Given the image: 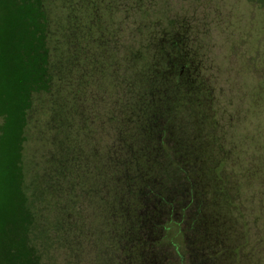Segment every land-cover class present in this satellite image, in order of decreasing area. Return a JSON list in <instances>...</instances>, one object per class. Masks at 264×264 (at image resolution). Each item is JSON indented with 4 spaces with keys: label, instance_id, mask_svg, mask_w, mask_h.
Listing matches in <instances>:
<instances>
[{
    "label": "rangeland",
    "instance_id": "1",
    "mask_svg": "<svg viewBox=\"0 0 264 264\" xmlns=\"http://www.w3.org/2000/svg\"><path fill=\"white\" fill-rule=\"evenodd\" d=\"M1 1L0 139L4 144V165L0 186V256L6 249L10 251L0 258V264H30L25 252L33 244L29 236L34 231L42 239L32 245V252L36 257L41 255L42 260L45 258L44 264H102L98 248L74 243L78 250L73 244L69 246L61 234L52 235L51 244L43 248L45 251L39 247L45 244V227L34 225L35 215L45 211L51 197L40 190L34 197L30 187L37 185L31 183L43 175L51 183L53 158L58 154L55 145L65 143L64 125L72 127L75 120L76 126L79 112L88 114L91 144L115 143L120 122L115 120H124L126 98L135 99L139 94L137 87L153 79L151 75L163 59L159 41L168 31L184 37L187 63L204 75L209 86L204 100L187 102L188 99L178 98L180 103L175 108L184 113L174 115L172 132L179 138L182 152L188 153L190 149L197 156L201 151L215 162L225 158L220 173L228 186L222 197L228 194L235 205L222 200L221 206L219 202L222 220L237 243L242 241L240 264H250L247 251L260 238L264 243V0H259L262 4L253 0H92L97 10L85 29L93 30V40L110 44L112 51L107 48L93 54L90 67L76 65L75 77L85 85L80 97L85 102L75 110L71 102L80 88L69 91L67 103L62 104V86L54 75L50 91L36 92L33 99L30 96L36 91L38 76L45 72L38 56L42 59L49 52L44 64L49 66L57 48L53 38V18L57 12L48 16L50 24L45 32L42 16L33 7L45 10L47 3L56 0ZM51 9L55 12L54 7ZM58 17L63 21L65 14L61 12ZM59 33L57 46L62 60L58 63L62 65V55L70 57L73 48H78L77 34L83 30L67 33L61 25ZM68 34L74 38L70 46ZM40 45L45 48L37 56ZM54 85L57 94L52 91ZM68 132L72 135L71 129ZM204 147L210 150L204 152ZM62 197L57 199L58 206L51 214L50 208L48 215L44 213L47 219L62 216L60 211L67 205ZM238 210L247 221L249 242L246 223ZM58 226L55 224L53 229ZM182 238L183 235L179 241ZM31 263L35 264L32 260ZM258 264H264V255Z\"/></svg>",
    "mask_w": 264,
    "mask_h": 264
},
{
    "label": "trees",
    "instance_id": "2",
    "mask_svg": "<svg viewBox=\"0 0 264 264\" xmlns=\"http://www.w3.org/2000/svg\"><path fill=\"white\" fill-rule=\"evenodd\" d=\"M60 1L47 3L46 9L41 11L33 7L42 16L45 32L50 24L48 16L57 12L53 18V38L57 48L52 53L53 63L51 61L49 66H45L50 53L44 54V57L41 55V59L38 55L45 47L39 46L37 56L45 72L38 76L36 91L30 96L33 99L36 92L44 91L45 94L47 89L50 91L54 75L58 85L62 86V104L67 103L69 91L80 88L71 102L75 110V107L83 106L85 102L80 98L83 92L81 87L85 85L75 77L76 65L88 64L90 67L92 55L111 49V45L94 41L96 33L85 29L97 10L92 0L90 3L88 0ZM253 1L262 4L259 0ZM2 4L0 0L1 7ZM52 7L55 12H51ZM61 12L65 14L63 21L58 17ZM61 25L67 33L83 30L82 34H77L78 48H73L70 57L62 55V65L58 63V60H62V53L57 46ZM44 34L42 40L46 41ZM165 34L159 41L160 59H163L155 67L151 75L153 79L145 80L141 88L137 87L139 94L135 99L126 98L128 105L124 120L114 119L120 120L115 143L104 146L91 144L93 137L90 127H87L88 114L79 112L76 126L75 120L73 125L71 122L72 127L64 125L65 143L55 145L58 154L57 158H53L52 176H49L52 177L51 183L44 175L36 179L34 184L31 183L32 186L37 185V188L30 187L34 197L39 190L51 197L45 211L37 214L39 217L34 214V225L37 228L45 227L46 231L45 244L43 246L40 243L39 246L43 251L44 247L47 249L51 244L52 235L57 233L69 246L82 245L84 242L91 244L93 249L98 248L102 264H240L243 259L242 241L237 243L234 233L222 220L219 205V202L221 206L224 202L235 205L228 194L222 197L228 186V181L220 173L225 158L215 162L207 153H201V148L197 156L190 149H187L188 153L182 152L180 140L172 132L174 115L184 113L175 108L180 103L178 98L181 96L188 99L187 102H194L201 97L198 92L199 81L187 83L185 79L187 69L192 67L187 63L184 37L173 35V31ZM68 38L69 46L73 45L74 38L69 34ZM182 68L185 77L179 75ZM45 76L48 77L46 81ZM57 89L54 85L52 91L57 94ZM187 89L191 90L190 93ZM68 129L72 130V135ZM214 143L217 145V141ZM204 149V152L210 150L209 147ZM58 195L63 196L62 201L67 203L60 211L62 216L47 219L48 209L51 214L58 206ZM36 209L39 212V207ZM241 212L238 210L244 221V213ZM258 219L259 223L263 222L261 216ZM244 222L246 240L249 242L248 224L246 220ZM55 224L59 226L54 230ZM174 230L177 232L170 236L169 232ZM182 235L184 239L179 241ZM41 239L38 231L30 232L29 240L33 246ZM15 242L16 239L13 260L16 255ZM32 245L25 252L29 263L32 264V260L35 264H44L45 258L42 260L41 255L36 257ZM263 246L260 238L247 251L246 257L250 264L259 263L260 257L264 255ZM9 251L6 249L5 253Z\"/></svg>",
    "mask_w": 264,
    "mask_h": 264
},
{
    "label": "flooded vegetation",
    "instance_id": "3",
    "mask_svg": "<svg viewBox=\"0 0 264 264\" xmlns=\"http://www.w3.org/2000/svg\"><path fill=\"white\" fill-rule=\"evenodd\" d=\"M185 70H184V68H182L181 69V71H180V76H184L185 77V72H184ZM197 72V73H196ZM176 72H174V74H175ZM177 74V73H176ZM185 79H186V82L187 83H190V82H193V81H199V84H198V88H199V90H198V92L200 93V97L201 98H199V100L201 101V99L202 100H204L205 99V97H206V91H209V86H208V83H207V80H206V78L204 77V75L203 74H201L199 71H197L196 69H194V68H188L187 69V75H186V77H185ZM186 86V85H185ZM189 86V85H188ZM186 88V87H185ZM193 88V87H192ZM193 90H195V89H193ZM187 92H189L190 93V89H187L186 90ZM204 98V99H203Z\"/></svg>",
    "mask_w": 264,
    "mask_h": 264
},
{
    "label": "snow or ice",
    "instance_id": "4",
    "mask_svg": "<svg viewBox=\"0 0 264 264\" xmlns=\"http://www.w3.org/2000/svg\"><path fill=\"white\" fill-rule=\"evenodd\" d=\"M4 144L3 140L0 139V186H2L3 182V165H4Z\"/></svg>",
    "mask_w": 264,
    "mask_h": 264
}]
</instances>
